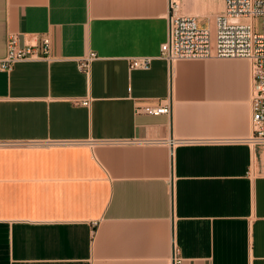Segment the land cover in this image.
<instances>
[{"label":"crops","instance_id":"obj_1","mask_svg":"<svg viewBox=\"0 0 264 264\" xmlns=\"http://www.w3.org/2000/svg\"><path fill=\"white\" fill-rule=\"evenodd\" d=\"M168 16L169 0H0V61L9 34L51 39L49 60L0 70V143L40 144L0 146V264H264L249 64L170 68ZM160 103L171 115L136 112ZM111 140L137 143L89 145Z\"/></svg>","mask_w":264,"mask_h":264},{"label":"built area","instance_id":"obj_2","mask_svg":"<svg viewBox=\"0 0 264 264\" xmlns=\"http://www.w3.org/2000/svg\"><path fill=\"white\" fill-rule=\"evenodd\" d=\"M182 5L169 0L168 37L161 46L160 58L170 68L181 61L244 60L250 70V102L252 108V135L246 140L252 147H264V0H224V10L217 14L213 25H204L197 16L181 13ZM257 19H262L261 34L255 31ZM39 44L22 45L18 34H9L7 55L0 61V70L10 74L22 62L49 60L51 39L45 35ZM91 53L80 67L88 72L91 62L96 59ZM151 58H136L130 61V69L149 70ZM86 104V101H85ZM137 113L152 116L171 115V105L160 103L156 106H137ZM73 144L76 142H59ZM134 140L90 141L89 145H126ZM40 145L39 143H0L7 145ZM172 144V143H171ZM172 179L169 189L172 196ZM182 261L177 259L175 264Z\"/></svg>","mask_w":264,"mask_h":264},{"label":"rangeland","instance_id":"obj_3","mask_svg":"<svg viewBox=\"0 0 264 264\" xmlns=\"http://www.w3.org/2000/svg\"><path fill=\"white\" fill-rule=\"evenodd\" d=\"M177 1H179L180 4L182 5V9H181L182 14L197 16L204 25L211 24L215 16L224 10V3H223L224 0H177ZM262 30H263V21L262 19H257L255 23V31L257 34H261Z\"/></svg>","mask_w":264,"mask_h":264},{"label":"bare ground","instance_id":"obj_4","mask_svg":"<svg viewBox=\"0 0 264 264\" xmlns=\"http://www.w3.org/2000/svg\"><path fill=\"white\" fill-rule=\"evenodd\" d=\"M221 9V8H220ZM210 15V14H209ZM208 16V15H207ZM213 20V19H212ZM213 25V21L211 22V24H210V26H212Z\"/></svg>","mask_w":264,"mask_h":264}]
</instances>
